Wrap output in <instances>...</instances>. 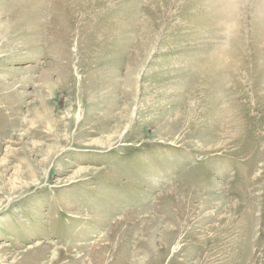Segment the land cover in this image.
<instances>
[{
  "label": "rangeland",
  "instance_id": "obj_1",
  "mask_svg": "<svg viewBox=\"0 0 264 264\" xmlns=\"http://www.w3.org/2000/svg\"><path fill=\"white\" fill-rule=\"evenodd\" d=\"M0 264H264V0H0Z\"/></svg>",
  "mask_w": 264,
  "mask_h": 264
},
{
  "label": "bare ground",
  "instance_id": "obj_2",
  "mask_svg": "<svg viewBox=\"0 0 264 264\" xmlns=\"http://www.w3.org/2000/svg\"><path fill=\"white\" fill-rule=\"evenodd\" d=\"M13 188H14V186H13Z\"/></svg>",
  "mask_w": 264,
  "mask_h": 264
}]
</instances>
